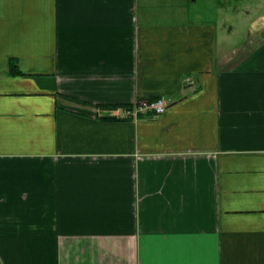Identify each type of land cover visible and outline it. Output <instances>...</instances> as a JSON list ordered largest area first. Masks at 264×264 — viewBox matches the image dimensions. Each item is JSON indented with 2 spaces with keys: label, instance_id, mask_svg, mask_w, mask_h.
<instances>
[{
  "label": "crops",
  "instance_id": "1",
  "mask_svg": "<svg viewBox=\"0 0 264 264\" xmlns=\"http://www.w3.org/2000/svg\"><path fill=\"white\" fill-rule=\"evenodd\" d=\"M248 28L227 49L149 0H0V264H264ZM144 97L168 105L123 116Z\"/></svg>",
  "mask_w": 264,
  "mask_h": 264
},
{
  "label": "rangeland",
  "instance_id": "2",
  "mask_svg": "<svg viewBox=\"0 0 264 264\" xmlns=\"http://www.w3.org/2000/svg\"><path fill=\"white\" fill-rule=\"evenodd\" d=\"M149 6L158 22H216L219 43L227 49L246 41L250 23L253 28L264 23L260 17L261 12L264 14V0H149ZM143 8L147 7L141 6L140 11ZM229 26L232 28L227 33Z\"/></svg>",
  "mask_w": 264,
  "mask_h": 264
},
{
  "label": "built area",
  "instance_id": "3",
  "mask_svg": "<svg viewBox=\"0 0 264 264\" xmlns=\"http://www.w3.org/2000/svg\"><path fill=\"white\" fill-rule=\"evenodd\" d=\"M187 84H193L194 79L187 77ZM168 105V101L164 97L150 99L147 97L139 98L133 105L123 110V116L139 117L141 114H147L152 117L162 114Z\"/></svg>",
  "mask_w": 264,
  "mask_h": 264
},
{
  "label": "trees",
  "instance_id": "4",
  "mask_svg": "<svg viewBox=\"0 0 264 264\" xmlns=\"http://www.w3.org/2000/svg\"><path fill=\"white\" fill-rule=\"evenodd\" d=\"M151 99H153V98H151ZM155 99H156V98H155ZM146 115H147V114H141V115H139V117H140V116H146Z\"/></svg>",
  "mask_w": 264,
  "mask_h": 264
}]
</instances>
